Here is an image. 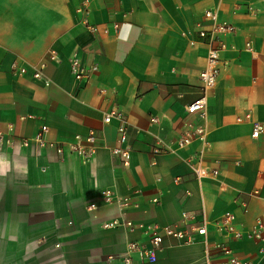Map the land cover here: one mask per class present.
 <instances>
[{"label":"crops","instance_id":"1","mask_svg":"<svg viewBox=\"0 0 264 264\" xmlns=\"http://www.w3.org/2000/svg\"><path fill=\"white\" fill-rule=\"evenodd\" d=\"M207 9L235 31L200 119L186 105L202 91L207 47L197 30L209 26ZM74 59L97 70L75 79ZM111 109L127 121V158L112 153L123 146L116 119L103 120ZM197 124L204 140L177 148ZM90 130L89 160L58 152ZM0 133L12 139L0 142V264H221V242L264 264V0H0ZM202 146L203 165L218 172L197 179L188 159ZM106 188L116 200L98 199ZM202 211L207 242L190 228ZM226 212L242 237L217 227ZM114 219L134 227L103 226ZM146 223L195 240L164 236L154 260L131 251L125 263L129 241L146 243L137 227Z\"/></svg>","mask_w":264,"mask_h":264},{"label":"built area","instance_id":"2","mask_svg":"<svg viewBox=\"0 0 264 264\" xmlns=\"http://www.w3.org/2000/svg\"><path fill=\"white\" fill-rule=\"evenodd\" d=\"M250 8V7H249ZM205 20L209 22L208 27L200 28L197 30L198 36L205 41L207 50L205 57V66L199 71V78L202 82V91L200 96L194 99L192 102L186 105V111L188 113L195 114L200 119H205L207 115L206 104H207V92L212 89L217 81V77L220 72L222 65L221 52L226 48V37L235 31V26L231 22L223 21L218 18L217 11L215 9H207L203 13ZM246 46L250 48V44L246 43ZM13 70H17L21 73L27 71V67L24 65L17 64L16 62L11 65ZM70 70L75 79L81 80L88 78L90 74L97 70L96 65L86 67L83 63L74 59L71 61ZM33 75L39 77L41 75L40 68L33 70ZM112 118L116 119L117 123L115 126L117 133V140L123 147L112 149V153H121L124 158L128 157L129 146L127 145V121L123 116V113L118 109H111L104 113L103 120L109 122ZM47 130L45 124L40 125L39 130L36 133L35 140L42 141V133ZM262 130V124L259 121H254L251 131L252 137H257ZM199 139L204 140V126L202 124H197L189 129L184 130L180 136L176 139L175 145L177 148H182L191 143L193 140ZM0 142L5 144H11L12 139L10 137H5L0 133ZM27 139H23L22 143H26ZM54 144L53 142H50ZM153 151L155 153L163 152L164 148H161L159 140L156 141ZM58 152L62 153L66 149L68 152L75 154L77 157L83 161H87L94 154L97 146L96 135L94 131L90 130L85 135H75V139L69 142H60L57 146ZM170 150L168 147L165 151ZM203 152L204 147H200L197 153V158H189L188 164L192 171L194 172L197 179H201L207 175L217 174V168H207L203 165ZM126 162V161H125ZM257 192V191H255ZM98 199L103 201H113L116 200L113 192L106 188L99 192ZM96 206V201H90L87 205L88 209H93ZM183 219H194V215L189 213H182ZM207 216L204 211L201 212V220L199 223H190L191 231L202 236L203 240L206 241V222ZM124 225L128 227H134L131 221H120V220H110L106 221L104 227H115L119 225ZM259 226H262L258 222ZM137 227H141L143 234L146 236V243H140L137 241H129L125 256L123 261L128 263L130 261L129 253L131 251H138L142 258L146 260H154L156 257V252L161 248L162 240L164 236L183 238L186 242H193L195 239L186 230L162 227L157 223H146L139 224ZM217 227L223 231L225 235L229 238H240L242 233L235 229L232 222V215L228 212L221 216ZM258 236V232L253 233ZM249 235H252L249 234ZM207 242V241H206ZM213 247L218 250L221 255V264H249V262L241 261L234 251L225 243H215Z\"/></svg>","mask_w":264,"mask_h":264}]
</instances>
